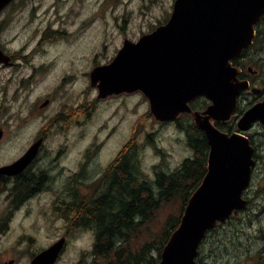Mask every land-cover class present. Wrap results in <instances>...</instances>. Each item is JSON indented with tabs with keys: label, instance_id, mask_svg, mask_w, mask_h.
Wrapping results in <instances>:
<instances>
[{
	"label": "rangeland",
	"instance_id": "rangeland-1",
	"mask_svg": "<svg viewBox=\"0 0 264 264\" xmlns=\"http://www.w3.org/2000/svg\"><path fill=\"white\" fill-rule=\"evenodd\" d=\"M174 1L16 0L7 7L0 14V44L25 60L17 69L0 65V166L18 159L41 132L46 139L26 176L45 170L50 179L59 178L52 186L62 185L75 172L81 174L70 186L77 182L91 192L110 187L119 166L114 162L130 142L125 159L132 173L142 171L152 184L157 166L172 172L192 156L178 124L156 121L142 93L98 99V88L89 76L94 66L112 60L125 37L137 41L166 23ZM46 28H51V39L39 44ZM261 59L264 65V46L245 60L246 68L263 67ZM39 65L49 66L33 76ZM69 69L74 77L64 79L63 72ZM47 98L50 103L41 108ZM263 132L259 124L250 130L257 146ZM258 157L246 193L250 206L206 237L201 264H264V151ZM14 185V180L8 182V190L0 193V211L10 207ZM56 218L50 194L12 214L8 224L0 225V264H29L52 242L57 226L63 227ZM77 235L59 264H73L81 257L78 249L93 248L90 231ZM110 259L117 264V259Z\"/></svg>",
	"mask_w": 264,
	"mask_h": 264
},
{
	"label": "water",
	"instance_id": "water-1",
	"mask_svg": "<svg viewBox=\"0 0 264 264\" xmlns=\"http://www.w3.org/2000/svg\"><path fill=\"white\" fill-rule=\"evenodd\" d=\"M13 0H0L2 11ZM264 17V0H175L170 19L137 41L125 39L111 63L91 72L99 98L141 91L159 121L192 112L190 101L205 95L212 102L196 123L210 144L208 172L191 196L180 226L172 233L158 264H199L198 248L219 221L245 209L242 197L250 184L254 147L239 133L229 135L210 118L227 120L235 112L247 81L238 78L232 60L252 43L255 24ZM0 63L11 57L0 46ZM99 82V83H98ZM261 120L264 102L251 107L239 127L248 129ZM2 132L0 131V137ZM43 139L19 159L0 167V175L22 172L37 156ZM63 240L37 255L32 264H53Z\"/></svg>",
	"mask_w": 264,
	"mask_h": 264
},
{
	"label": "trees",
	"instance_id": "trees-1",
	"mask_svg": "<svg viewBox=\"0 0 264 264\" xmlns=\"http://www.w3.org/2000/svg\"><path fill=\"white\" fill-rule=\"evenodd\" d=\"M195 136V155L172 172H159L153 184L139 170L132 173L125 159L133 142L115 160L119 166L113 183L90 216L98 223L97 248L111 251L117 264H157L160 260L189 197L207 172L208 148L202 135Z\"/></svg>",
	"mask_w": 264,
	"mask_h": 264
},
{
	"label": "flooded vegetation",
	"instance_id": "flooded-vegetation-1",
	"mask_svg": "<svg viewBox=\"0 0 264 264\" xmlns=\"http://www.w3.org/2000/svg\"><path fill=\"white\" fill-rule=\"evenodd\" d=\"M263 30H264V18L260 21V23H258L257 26L256 42L254 46L251 48L254 50L248 49L244 54V56L240 58L241 63L238 62L236 64L237 66L242 68L240 78L249 81L250 89L242 92V94L240 95L238 109L236 113L232 116V118L226 122L220 121L216 123L218 126H220L221 128H223L224 130L230 133L234 131H238L237 122L248 108H250L256 103L264 101V65L262 63L263 60L262 59L260 60V63H262L263 65V67L260 68L258 67L254 68V66H248V68H246L248 64L247 62L245 63L246 59L252 58L253 52L255 50H258L260 47L262 48V46H264ZM49 32H52L51 28L48 29L46 28L42 32V37L41 40L39 41V44H44L47 41H49V39H51V37H49ZM3 49L9 56L12 57V62L11 64H2V66H4L5 68L17 69L19 66L22 65L23 60H25L24 55H22L21 58H18L15 53L11 52L10 49H8L7 46H3ZM119 50L120 48L118 49V51ZM249 50L251 51V53ZM48 66L49 65H39L38 67H34L33 76L37 75L38 72H45ZM63 74H65L64 79H71L72 77H74V72L72 74L71 69L65 70ZM253 87H257L259 90L257 89L258 91L254 93L252 90ZM246 99L247 101L245 102ZM49 103H50V98H47L45 99V101H43L40 107L43 108ZM208 103L209 102H207L206 99L198 98L193 102L192 107H194V110L202 111L206 108ZM183 120L191 121V123L193 122L191 116L188 114L182 115L180 117L177 124L182 128V131L185 134L187 131V127ZM257 123L259 124L260 122ZM262 126L264 129V125ZM40 137H43L45 141L46 139L45 134L41 132ZM42 147L40 148V152ZM258 151H260L259 156L262 157L264 151V142L260 144ZM37 160L38 157L30 164V166L24 172L16 175L17 177L13 178L15 180V185L10 190L11 205L9 208L2 209L0 211V225L3 223L8 224L9 220L11 219V215L14 214L16 211L19 212L20 210H22L24 207L27 206V204L30 201L37 198H41L44 195L50 194L52 196V202L54 204V211L57 214L56 220L61 221L63 223V227L57 226L59 232L53 237V240L49 244V246L59 239L65 240L64 249L60 252L58 258L56 259L55 264L64 262V259L67 257L65 254L67 253L70 243L73 241L74 235H76L78 239L77 234L86 231H90L93 235L94 238L93 248L88 250L78 249V253L80 254L81 257L78 261L73 262V264H89V262H91V264H111L110 255L112 252L107 251L103 248H97L96 246L97 245L96 242L99 240L98 223L93 219V217L90 216V212H92L96 208L97 203L101 201V199L104 197L105 192L109 191V186L108 185H104L103 187L99 186V188H97L95 192L89 191L88 186L77 185V182H74V186H70L69 184L72 181H77L75 180V176L77 174L79 175L81 174V173L76 174L75 172L72 175L67 176L63 181L62 185L60 184L56 186H52V181H59V178H56L55 180L50 179L48 175L45 173V170H39V172L41 173L38 175H33L31 177H28L29 175L26 176V173L31 169V167L35 164V162H37ZM47 178L50 180V182L47 180ZM26 179H32V183L30 184V181ZM20 180H23L22 183L25 184L19 185ZM8 182H9L8 177L0 176V183H1L0 193L5 190H8L7 187ZM100 185H102L101 181H100ZM99 189L100 191L98 193ZM9 211H10V215H6V213ZM35 255H33L32 259L35 257ZM112 260L114 261L116 259L112 258ZM13 261L14 259L10 260V262ZM31 261L29 264H31Z\"/></svg>",
	"mask_w": 264,
	"mask_h": 264
},
{
	"label": "bare ground",
	"instance_id": "bare-ground-1",
	"mask_svg": "<svg viewBox=\"0 0 264 264\" xmlns=\"http://www.w3.org/2000/svg\"><path fill=\"white\" fill-rule=\"evenodd\" d=\"M126 107H127V106H126ZM126 107H125V108H126ZM92 116H93V115H92Z\"/></svg>",
	"mask_w": 264,
	"mask_h": 264
}]
</instances>
